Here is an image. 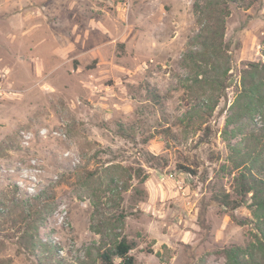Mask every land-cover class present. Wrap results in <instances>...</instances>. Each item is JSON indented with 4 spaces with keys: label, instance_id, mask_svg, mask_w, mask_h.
<instances>
[{
    "label": "rangeland",
    "instance_id": "obj_1",
    "mask_svg": "<svg viewBox=\"0 0 264 264\" xmlns=\"http://www.w3.org/2000/svg\"><path fill=\"white\" fill-rule=\"evenodd\" d=\"M222 1L0 0V264L123 238L134 264H228L253 238L213 194L264 177V0Z\"/></svg>",
    "mask_w": 264,
    "mask_h": 264
},
{
    "label": "trees",
    "instance_id": "obj_2",
    "mask_svg": "<svg viewBox=\"0 0 264 264\" xmlns=\"http://www.w3.org/2000/svg\"><path fill=\"white\" fill-rule=\"evenodd\" d=\"M220 1L218 0L217 5L221 3ZM228 1L223 0L221 4V12L224 18L229 14L227 10ZM211 20L212 18L207 20L209 21L208 25H211ZM222 25H224L223 22ZM262 67L264 68V64H262ZM151 95L154 98L157 94L151 91ZM250 174L251 177H249ZM250 174L246 172L240 174L237 189L238 198H235L226 190L217 191L213 194L215 201L230 209H237L247 205L252 210L256 221L255 228L257 231L254 232L253 238L246 245H233L224 249L223 252L228 264H264V177L260 178L254 175L252 170ZM249 194H251V202L247 200ZM131 249L132 244L126 238H123L115 244L113 250L104 252V261L106 264H115L113 256L118 255L122 258L124 264H134V257L130 255Z\"/></svg>",
    "mask_w": 264,
    "mask_h": 264
}]
</instances>
